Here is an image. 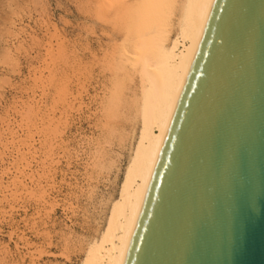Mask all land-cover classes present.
Returning a JSON list of instances; mask_svg holds the SVG:
<instances>
[{"label": "rangeland", "instance_id": "374dc122", "mask_svg": "<svg viewBox=\"0 0 264 264\" xmlns=\"http://www.w3.org/2000/svg\"><path fill=\"white\" fill-rule=\"evenodd\" d=\"M91 2L0 0V264H80L117 198L129 141L105 142L98 116L117 41Z\"/></svg>", "mask_w": 264, "mask_h": 264}, {"label": "water", "instance_id": "95a60500", "mask_svg": "<svg viewBox=\"0 0 264 264\" xmlns=\"http://www.w3.org/2000/svg\"><path fill=\"white\" fill-rule=\"evenodd\" d=\"M124 264H264V0H214Z\"/></svg>", "mask_w": 264, "mask_h": 264}, {"label": "bare ground", "instance_id": "6f19581e", "mask_svg": "<svg viewBox=\"0 0 264 264\" xmlns=\"http://www.w3.org/2000/svg\"><path fill=\"white\" fill-rule=\"evenodd\" d=\"M89 1L93 6L88 7L97 20L110 21L115 31L113 39L117 41L104 55L111 76L98 106L101 131L105 133V142L128 140L129 155L117 198L105 215L99 239L88 243L80 264H124L159 151L214 0ZM37 74L40 78L41 72ZM8 134L12 140L16 139L15 133ZM16 144L17 151L24 150L35 158L31 141ZM97 156L99 167L106 168L100 160L102 154ZM18 173L19 179L27 174L24 169ZM33 177L32 170L27 177L32 186L36 181ZM39 184L37 180L36 186Z\"/></svg>", "mask_w": 264, "mask_h": 264}]
</instances>
